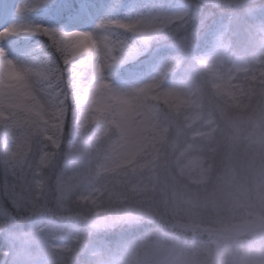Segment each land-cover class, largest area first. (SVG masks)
<instances>
[{"label": "rangeland", "instance_id": "374dc122", "mask_svg": "<svg viewBox=\"0 0 264 264\" xmlns=\"http://www.w3.org/2000/svg\"><path fill=\"white\" fill-rule=\"evenodd\" d=\"M66 1L68 7L53 13L50 23L45 26L64 32H93L97 46L94 52L91 49V62L79 66L77 72L83 94V107H69L66 112L67 126L62 132L67 136L74 109L79 113L76 116L79 121L78 129L82 127L84 116L94 110L100 116L103 137L108 140L100 153H94L82 132H78L82 147L77 155L79 176L76 187L79 194L94 195L103 188L104 181L113 173H122L125 180H118V184L115 182L117 187L110 191L107 200L110 208L106 216L79 208L70 201L60 205L58 211L54 210L51 204L56 193H47L39 180L35 192L26 188V197L17 204L13 198L16 178L11 177L8 172L4 160L7 151L0 146V239L4 240L8 248V253L0 250V264H79L83 257L91 255L93 246L91 243H73L74 249H67L68 243L72 242V230L80 232L83 242L90 232L95 239H99L96 238L99 235L130 232V236H137L140 230L132 232L138 229L136 227H144L142 231L149 236V224L155 225L151 216L158 215L164 208L158 197L170 199V196L175 198V195L181 194L176 201L177 206L191 204L190 198L180 193L177 186H171L169 192H160L169 184L168 180L165 184L163 173L167 171L159 167L158 161L152 160L153 157H143L151 141L157 136L158 112L162 105H172L176 111L174 117L179 116L180 110H185L190 114V120L200 122L201 109L197 108L196 101L200 100V94L206 92L205 87L215 81L212 84L213 91L227 89L230 86L227 81L231 80V76L248 72L253 64L243 59L232 65L226 63L230 47L219 35L220 28L226 23L230 25L231 21L237 22L241 16L247 18L264 10V0ZM22 6L23 11L20 10ZM28 8L29 0H0V31L12 25L26 26ZM111 20L135 23V29L125 30L143 37H154L156 47L149 46L144 57H137L129 45L120 42L118 25L99 27L102 21ZM0 48L7 53L5 59L15 61L28 78H42L45 49L32 37L25 33L6 36L0 40ZM105 65L107 68L112 66L113 69L108 72ZM237 81L234 78L232 83ZM113 108L115 110L111 113ZM111 114L124 116L125 121L119 123L117 120L113 123L109 118ZM221 115L227 114L222 112ZM226 122L228 123L227 120ZM196 123L190 126V130L196 129ZM229 123L238 138L246 130H259L258 126L252 128L242 119L233 118ZM176 134L178 138L181 137V131ZM202 134L205 133L194 131L196 138L202 137ZM4 143V138L0 137V145ZM178 149L175 140L169 152L172 158L164 153V163L174 165L172 161H176L180 164L186 154L175 155ZM161 154L163 156V150ZM140 161L145 162L142 164L145 166L140 171L141 177L135 179L136 176L130 174L128 169L136 167ZM21 166L28 173V179H31L32 169L28 157H24ZM62 166L61 160L57 171ZM256 170L257 176L264 174L261 166ZM35 174L39 176L38 172ZM192 176L196 180L202 179V169L195 168ZM222 193L224 199L214 197L207 206L215 211L201 214L202 217L214 221L229 218L242 228L258 226L264 221L262 197V204L255 201L245 207V201L238 204L246 196L242 185L229 183L222 189ZM156 200L160 203L155 202ZM229 202L234 210L230 211V215H225L222 207L228 206ZM196 216L198 214L194 211H185L183 220L173 226H182L186 218L200 223ZM68 229H72L71 232ZM180 229L173 231L178 233L177 230ZM183 229L188 230V227ZM195 232L197 231L193 228L189 233L194 237ZM240 232L246 236V241L250 239V235L243 229ZM220 236L209 235L194 252L192 248L195 246L186 241L185 247L191 246L186 250L192 251L194 255L185 253L183 249L179 252L178 237L168 240L163 235H158L150 243L136 239L117 250L113 258H116V262L126 263L138 256L139 264H264V241L254 243L252 240V244L247 242L250 245L247 248L246 242L236 246H230L229 240L219 242L217 238ZM165 241L176 244H166ZM234 249L235 256L230 258Z\"/></svg>", "mask_w": 264, "mask_h": 264}, {"label": "trees", "instance_id": "16d2710c", "mask_svg": "<svg viewBox=\"0 0 264 264\" xmlns=\"http://www.w3.org/2000/svg\"><path fill=\"white\" fill-rule=\"evenodd\" d=\"M65 2L66 0H29V11L26 13L27 26L43 25L44 22H47L52 17L51 13H56L68 7ZM223 25L220 28L219 35L230 47L226 63L232 65L237 60L243 59L253 63L250 66V70L240 74L235 73L231 76L233 79H238V81L232 83V78L228 80L227 82L230 83V86L227 89L222 88L218 91L214 89L213 91L212 84L215 81L205 87L206 92L200 94V100L196 101L197 108L201 109L199 112L200 122L196 123L195 120H190V114L185 110H180L179 116L174 117L176 112L173 109L174 106L162 105L158 112L157 136L151 141L147 152L143 155L146 158L148 156L153 157L154 159L152 160L154 162L158 161L159 167L167 171V173H163L165 184L167 180L169 184H166L164 186L165 189L160 192H169L168 190H170L171 186H177L180 193L190 198L191 204L177 206L176 201L181 194L179 196L175 195V198L170 196V199L158 197L157 199L163 203L161 204L164 208L159 211L158 215L154 214L151 216L155 225L149 224L151 225L149 226V236L146 235L147 232L144 233L142 231L144 227H136L138 229H134L132 232L140 230L137 236H130V232L119 235H99L98 237L95 236L99 239H95L94 234L90 232L86 235L87 240L83 242L79 231L68 229L70 232L72 230V242L68 243L67 249L73 250V243H91L90 245L93 246L91 255L83 257L79 264H139L138 256L131 262H116V258H113L114 253L136 239L145 243L149 241L150 243L155 241L158 235H163L168 240L178 237L179 252L183 249L185 253L191 255H194L193 252L202 246L203 241L209 235H221L222 237H218L217 241L224 242L229 240L230 246L246 242L247 248H249L247 242L251 243L252 240H254V243L264 241V221L258 226L242 228L229 218H220L219 221H214L211 218L201 216V214H209L210 211H215L212 207L207 206H209L210 201L214 197L224 199L222 189L229 183L243 186L246 196H243V199L238 204L245 201L244 204L247 207L250 202L257 201L262 204L260 197L264 199V174L257 176L256 170L258 166H261L264 170V165H262L264 163V10H260L255 15L247 18L241 16L237 22L231 21L230 25L228 23ZM118 27L120 29V42L129 45L137 57L143 56L148 49V46L144 45L143 41L152 47L157 45L153 37L142 38L135 33L127 32L120 26ZM28 34L34 38L42 49H45V55L42 59L44 64L64 67L61 53L48 36L42 33ZM180 57L182 58V54H180ZM114 110L115 108H113L111 113ZM222 112L227 115L222 116ZM109 118L112 119L113 123L117 122V120L121 123L125 117L121 115L117 117L116 114H111ZM233 118L244 120L252 128L258 126L259 130H246L238 138L229 123V120H233ZM194 123L197 124V127L199 126V130H197V127L195 130H190V126ZM180 131L181 137L178 138L176 133ZM194 131H202L205 134L196 138ZM78 132H82L83 137L88 141V145L94 153H100L103 145L108 141L102 134L100 116L94 110L84 116L82 127L78 129ZM61 135L65 138L67 137L64 132H61ZM52 139L55 140V137ZM175 140L179 147L178 153L175 155L180 156L184 153L186 155L180 164L172 160L174 165L164 163V153L170 159L172 158L169 152ZM22 144L24 157H29L32 154L30 138H24ZM162 150L163 156L161 154ZM141 161L136 167L128 169L130 174L133 173L132 175L136 176L135 179L141 177L139 176L140 171L145 166L142 165L145 162L141 163ZM198 167L203 171V177L200 180H196L195 176H192L195 168ZM7 170L10 172L11 177H15L10 169L7 168ZM123 178H125V175L122 173L109 175L108 180L104 181V186L98 193L94 195L79 194V199L74 204H77L79 208L91 210V212L100 216L108 215L110 204L107 200L109 199L110 191L117 187L116 183L118 184V180H125ZM158 200L155 202L160 203ZM203 202H206V204H200ZM244 204H242L241 208ZM250 207L253 206L250 205ZM9 209L11 210L10 207ZM231 210H234L231 202H229L228 206L222 207L225 215H230ZM185 211H194V213L198 214L196 219L201 222L197 223V220L192 221L191 218H186L185 224L174 228L173 225H178L183 220ZM184 227H188V230L183 229ZM193 228L197 231L194 237L189 233ZM175 229H180V231L177 230L178 233H176L173 231ZM241 229L250 235L249 240H245L246 236L240 232ZM199 234L200 236H198ZM4 235L6 236V233ZM186 241L191 246H195V248H192L193 252L186 250L191 247L190 245L188 248L185 247ZM165 243L176 244V242L166 241ZM7 249L4 240L0 239L1 252L8 253ZM234 250L231 252L230 258L235 256L236 250Z\"/></svg>", "mask_w": 264, "mask_h": 264}, {"label": "clouds", "instance_id": "9594fccd", "mask_svg": "<svg viewBox=\"0 0 264 264\" xmlns=\"http://www.w3.org/2000/svg\"><path fill=\"white\" fill-rule=\"evenodd\" d=\"M57 49L63 57L64 67L45 64L42 78H28L35 108L25 137L30 138L32 146V154L28 157L32 174L25 187L34 193L39 180L47 193L54 191L56 196L51 205L56 211L66 201L75 203L79 199V189L76 187L79 176L77 155L82 141L77 131L79 121L76 116L79 113L75 109L67 137L62 136L61 132L67 126L66 112L69 107H83V94L77 72L79 66L90 63L93 59L91 51L71 57L67 48ZM4 160L8 166L7 156ZM61 160L63 166L57 171ZM37 172L39 176L35 174ZM25 174L28 176V173Z\"/></svg>", "mask_w": 264, "mask_h": 264}, {"label": "snow or ice", "instance_id": "6c2138e0", "mask_svg": "<svg viewBox=\"0 0 264 264\" xmlns=\"http://www.w3.org/2000/svg\"><path fill=\"white\" fill-rule=\"evenodd\" d=\"M23 11V6L20 9ZM119 25L125 29H135V23L121 20L102 21L99 27ZM18 33H42L50 38L57 47L69 50L71 57L81 55L97 46L95 34L90 31L64 32L44 25L18 26L12 25L0 31V40ZM6 51L0 48V137L4 138L3 146L7 151L8 169L16 178L13 186L14 201L26 197L28 176L21 166L24 161L22 141L30 129L35 104L30 90L27 74L20 69L16 62L5 59ZM70 57V58H71Z\"/></svg>", "mask_w": 264, "mask_h": 264}, {"label": "bare ground", "instance_id": "6f19581e", "mask_svg": "<svg viewBox=\"0 0 264 264\" xmlns=\"http://www.w3.org/2000/svg\"><path fill=\"white\" fill-rule=\"evenodd\" d=\"M100 45H102V43H101V42H100ZM91 49H92V48H91ZM91 49H90L89 51H91V52H92V50H91ZM93 52H94V48H93ZM93 52H92V53H93ZM85 53H87V52H85ZM95 60H96V62L98 61L97 57L95 58ZM95 60H94V61H95ZM110 63H112V62H110ZM108 64H109V63H108ZM94 65H95V63H93V66H94ZM89 67H91V65H90ZM105 67L107 68V65H105ZM112 69H113V67H112V66H111V67H108V68H107V71H108V72H110ZM137 99L140 101V98H139V97H137Z\"/></svg>", "mask_w": 264, "mask_h": 264}]
</instances>
